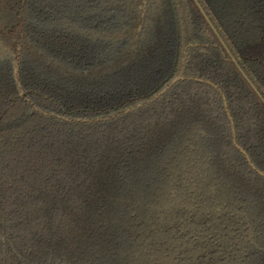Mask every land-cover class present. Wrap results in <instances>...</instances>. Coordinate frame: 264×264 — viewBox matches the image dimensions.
Returning a JSON list of instances; mask_svg holds the SVG:
<instances>
[{"label":"trees","instance_id":"1","mask_svg":"<svg viewBox=\"0 0 264 264\" xmlns=\"http://www.w3.org/2000/svg\"><path fill=\"white\" fill-rule=\"evenodd\" d=\"M0 264H264V0H0Z\"/></svg>","mask_w":264,"mask_h":264},{"label":"water","instance_id":"2","mask_svg":"<svg viewBox=\"0 0 264 264\" xmlns=\"http://www.w3.org/2000/svg\"><path fill=\"white\" fill-rule=\"evenodd\" d=\"M174 81H175V80H174ZM166 89H167V88H166ZM166 89H164L163 92H164Z\"/></svg>","mask_w":264,"mask_h":264}]
</instances>
